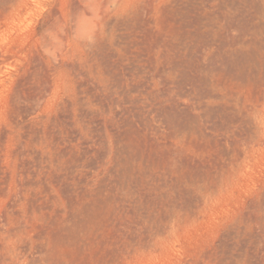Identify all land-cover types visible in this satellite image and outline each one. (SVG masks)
Listing matches in <instances>:
<instances>
[{
  "label": "rangeland",
  "instance_id": "374dc122",
  "mask_svg": "<svg viewBox=\"0 0 264 264\" xmlns=\"http://www.w3.org/2000/svg\"><path fill=\"white\" fill-rule=\"evenodd\" d=\"M0 264H264V0H0Z\"/></svg>",
  "mask_w": 264,
  "mask_h": 264
},
{
  "label": "bare ground",
  "instance_id": "6f19581e",
  "mask_svg": "<svg viewBox=\"0 0 264 264\" xmlns=\"http://www.w3.org/2000/svg\"><path fill=\"white\" fill-rule=\"evenodd\" d=\"M75 228V227H74ZM73 229V228H72ZM75 230L73 229L72 230V235L71 234H68L69 236H71V240H73L75 237L74 236H76L75 234H74V236H73V233H75L74 232ZM78 232V231H77ZM72 236H73V239H72ZM68 238V237H67ZM57 240H56V243H59V244H64V243H66L68 240H66V238L63 236V235H60V234H58V238H56ZM69 242V241H68ZM53 255V251H51V252H49V256L51 257Z\"/></svg>",
  "mask_w": 264,
  "mask_h": 264
}]
</instances>
